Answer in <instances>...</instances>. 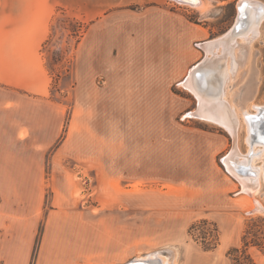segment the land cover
<instances>
[{
	"label": "rangeland",
	"instance_id": "1",
	"mask_svg": "<svg viewBox=\"0 0 264 264\" xmlns=\"http://www.w3.org/2000/svg\"><path fill=\"white\" fill-rule=\"evenodd\" d=\"M202 1L168 4L200 24L197 40L229 34L246 0ZM257 3L248 36L223 40L238 62L223 92L244 104L231 132L187 117H201L187 113L199 101L177 84L168 96L111 97L110 66L78 59L89 21L59 7L46 31L28 32L32 18L0 0V264L28 242L29 264H264V143L249 144L264 138V115L252 135L243 116L264 108ZM251 158L257 176L239 163Z\"/></svg>",
	"mask_w": 264,
	"mask_h": 264
},
{
	"label": "crops",
	"instance_id": "2",
	"mask_svg": "<svg viewBox=\"0 0 264 264\" xmlns=\"http://www.w3.org/2000/svg\"><path fill=\"white\" fill-rule=\"evenodd\" d=\"M170 1L13 0L12 7L17 9L19 17L26 14L32 18L27 26L33 28H26L28 32L46 31L59 7L75 10L89 21L78 41V48H82L78 59L82 57L83 61L110 66L103 85L107 84L111 97L168 96L177 84L199 101L198 107L187 113L197 111L201 117L198 114L187 117L218 122L227 129L228 113L238 114L239 106H244L243 103L230 104L223 92L229 73L236 76L238 68L237 60L232 61L222 54L227 35L209 41L197 40L198 32L203 33L200 24L169 8ZM213 41L217 43L213 45L221 44L216 51L213 46L209 50L204 47ZM207 51L212 52V56L207 55ZM124 103L131 105L133 101L124 100ZM233 124L235 127L234 121ZM30 248L29 242L28 249L22 252L13 248L10 255L13 259L5 264H29ZM258 264L263 263L258 261Z\"/></svg>",
	"mask_w": 264,
	"mask_h": 264
},
{
	"label": "bare ground",
	"instance_id": "3",
	"mask_svg": "<svg viewBox=\"0 0 264 264\" xmlns=\"http://www.w3.org/2000/svg\"><path fill=\"white\" fill-rule=\"evenodd\" d=\"M185 1H190V2H196V3H193V4H198V3H200V5L203 3V1L202 0H185ZM247 1V0H246ZM249 1V0H248ZM257 2V1H256ZM256 2H253L252 4H254V3H256ZM257 5H258V7H261L262 8V10H263V12H264V5L263 4H261V3H257ZM239 22H240V19H239ZM259 22V21H258ZM237 23V22H236ZM257 23V22H256ZM237 25V24H236ZM236 25L234 26V28H232V31L229 33V34H226L227 36L225 37V39L226 40H228V39H230V38H232L233 40H235V38L236 37H239V36H244L245 37V35L246 36H248L247 35V33H248V28H247V30L245 31V32H243V31H238V32H236L235 31V27H236ZM250 29V28H249ZM252 29V28H251ZM250 29V30H251ZM257 29H258V27H257ZM253 31V30H252ZM249 32H251V31H249ZM257 32V30H256V28H255V30L253 31V34L254 33H256ZM249 34V33H248ZM251 36V35H250ZM254 36H256V35H254ZM251 41V40H250ZM216 41H213V43H207V44H204V46H205V48H207L208 50H209V48L210 47H212L213 49H214V51H216V49H217V47L219 46H221V44L220 45H213V44H217V43H215ZM235 55H232V61H235ZM237 60V59H236ZM235 62H233V64H234ZM235 65V64H234ZM256 105H253V107H255ZM243 107V106H242ZM232 108V107H231ZM230 109V108H229ZM227 110H228V107H227ZM256 113L254 114V112L253 113H251V112H249L248 110H246V109H244V111H243V116H245V118H246V121H247V123H248V130H249V133H251V130H252V127H253V124H255V122L257 121V119H261L262 118V116L264 115L263 114V112H264V108H263V106H256ZM229 114V119H228V121L230 122V123H225L226 125H227V129L228 130H231V132H234L233 130H235L236 129V125H235V127L233 126L234 124H233V119H232V116H233V114L232 113H228ZM238 115V114H237ZM209 117H211V116H209ZM207 118V117H206ZM212 118V117H211ZM235 122V121H234ZM216 123H218V122H216ZM224 123V122H223ZM219 124V123H218ZM233 124V125H232ZM251 135H252V133H251ZM251 137V136H250ZM262 141H253L252 139L249 141L250 143L249 144H251L252 145V147H254V146H259V147H263V145H260V144H263L264 143V138L263 139H261ZM260 150H256V151H254V154H257V155H253V158L255 157V156H259L258 154V151H261L262 149L261 148H259ZM263 150H264V148H263ZM239 157V156H238ZM253 158H251V159H247V161L246 160H242V161H240L239 160V163H243V164H248V165H251V166H249V168L250 169H254V171H257L256 173H255V175L257 176V174L259 173V168H257V167H255V166H253L252 165V163H254V160H253ZM241 159V158H240ZM234 166V165H233ZM238 171V170H237ZM239 171H241L242 172V170H239ZM236 174L238 175V178H240V180L242 181V184L244 185V189L245 190H247V191H250L251 192V190H250V187H249V183L247 182L249 179H251V178H249V176L247 177V176H245V175H247V174H249V173H244V172H242V173H240V174H238L237 172H236ZM254 174V173H253ZM254 181H256V180H254ZM255 192V191H254ZM135 260H143V258L142 259H135ZM144 260H147V264H149L150 262H149V260H148V258L147 259H144ZM157 260V259H156ZM132 261V260H131ZM158 261V260H157ZM156 261V262H157ZM130 262V261H129ZM129 262H127V263H129ZM162 262V261H161ZM127 263H125V264H127ZM158 263V262H157ZM131 264H146L145 262L143 263V262H133V263H131ZM151 264V263H150ZM166 264V263H165Z\"/></svg>",
	"mask_w": 264,
	"mask_h": 264
},
{
	"label": "water",
	"instance_id": "4",
	"mask_svg": "<svg viewBox=\"0 0 264 264\" xmlns=\"http://www.w3.org/2000/svg\"><path fill=\"white\" fill-rule=\"evenodd\" d=\"M180 2L182 3H196V2H190V1H184V0H179ZM239 11H240V22L237 23L236 27H235V31L238 32V31H243L245 32L249 26V17H248V1H244L241 3V5L239 6ZM232 29V27L228 30L230 31ZM227 31V32H228ZM133 262H145L147 264V260H135L133 259L132 261H130L129 263L127 264H131ZM150 264V263H149Z\"/></svg>",
	"mask_w": 264,
	"mask_h": 264
},
{
	"label": "trees",
	"instance_id": "5",
	"mask_svg": "<svg viewBox=\"0 0 264 264\" xmlns=\"http://www.w3.org/2000/svg\"><path fill=\"white\" fill-rule=\"evenodd\" d=\"M253 264H257L255 261H253Z\"/></svg>",
	"mask_w": 264,
	"mask_h": 264
}]
</instances>
